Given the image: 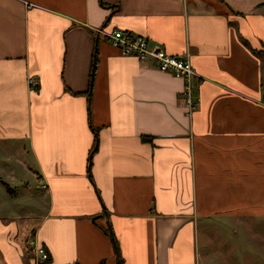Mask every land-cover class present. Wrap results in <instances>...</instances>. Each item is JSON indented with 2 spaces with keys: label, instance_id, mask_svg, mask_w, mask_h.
Here are the masks:
<instances>
[{
  "label": "crops",
  "instance_id": "obj_1",
  "mask_svg": "<svg viewBox=\"0 0 264 264\" xmlns=\"http://www.w3.org/2000/svg\"><path fill=\"white\" fill-rule=\"evenodd\" d=\"M119 261L264 264V0H0V264Z\"/></svg>",
  "mask_w": 264,
  "mask_h": 264
},
{
  "label": "built area",
  "instance_id": "obj_2",
  "mask_svg": "<svg viewBox=\"0 0 264 264\" xmlns=\"http://www.w3.org/2000/svg\"><path fill=\"white\" fill-rule=\"evenodd\" d=\"M110 44L114 46L122 55H134L140 63H145L157 67L164 72H171L184 81L183 88L179 95L182 105L188 112L198 107V100L193 97V78L195 72L190 63L188 55L168 54L163 47L158 44H150L148 38L129 29L113 28L106 34ZM28 87L31 91L37 89L38 82L33 76L27 78ZM33 252L35 260L40 263L48 260L49 254L46 249L34 242Z\"/></svg>",
  "mask_w": 264,
  "mask_h": 264
},
{
  "label": "rangeland",
  "instance_id": "obj_3",
  "mask_svg": "<svg viewBox=\"0 0 264 264\" xmlns=\"http://www.w3.org/2000/svg\"><path fill=\"white\" fill-rule=\"evenodd\" d=\"M30 204H26V205H29L28 208H27L28 211H33V210L34 211H40L43 208L44 201L43 200H37L36 204L33 203V205H31V206H30ZM21 208H22V206H21ZM24 210H26L25 207H24Z\"/></svg>",
  "mask_w": 264,
  "mask_h": 264
},
{
  "label": "trees",
  "instance_id": "obj_4",
  "mask_svg": "<svg viewBox=\"0 0 264 264\" xmlns=\"http://www.w3.org/2000/svg\"><path fill=\"white\" fill-rule=\"evenodd\" d=\"M119 264H123V263H121V261H119Z\"/></svg>",
  "mask_w": 264,
  "mask_h": 264
}]
</instances>
